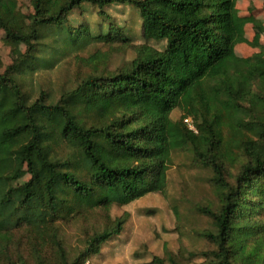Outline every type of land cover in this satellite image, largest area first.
<instances>
[{
    "label": "trees",
    "instance_id": "16d2710c",
    "mask_svg": "<svg viewBox=\"0 0 264 264\" xmlns=\"http://www.w3.org/2000/svg\"><path fill=\"white\" fill-rule=\"evenodd\" d=\"M235 2L35 0L24 28L14 0H0L8 43L26 46L0 73V264H29L30 257L34 264H86L124 232L126 217L112 218L111 208L165 192L172 152L190 144L213 168L220 196L218 209H202L216 229L205 237L217 248L201 264H264V52L237 54L238 43L251 42ZM84 4L133 5L144 38L166 46H138L127 67L88 74L57 102L44 92L31 101L18 74L34 59L42 31L68 29ZM74 32V43L91 35ZM176 109L185 111L180 120L172 118ZM241 154L247 161L231 183L227 168ZM25 168L30 178L21 182ZM96 209L106 212L104 227L76 253L68 249L62 224ZM167 259L154 256L152 264H180L170 252Z\"/></svg>",
    "mask_w": 264,
    "mask_h": 264
},
{
    "label": "rangeland",
    "instance_id": "374dc122",
    "mask_svg": "<svg viewBox=\"0 0 264 264\" xmlns=\"http://www.w3.org/2000/svg\"><path fill=\"white\" fill-rule=\"evenodd\" d=\"M235 3L239 15L248 18L244 24V37L254 44L238 43L237 54L248 57L264 52V1L236 0ZM14 10L23 16L24 23L20 26L27 28L35 13V0H14ZM3 20L7 21L4 17ZM66 26L68 29L45 28L34 59L18 74L31 101L44 92L49 102H57L64 92L76 88L86 75L109 74L127 67L137 57L138 46L147 44L160 50L166 46L165 41L144 38L142 18L133 5L114 4L101 10L84 4L72 11ZM79 28H86L91 35L74 43L71 39L76 36L74 30ZM101 35H110L114 40H100ZM25 51V44L10 45L5 30L0 28V73ZM253 90L259 92L261 85L255 84ZM246 104L249 105V101ZM184 114V110L176 109L172 118L180 120ZM246 161L241 154L235 164L228 166L227 177L231 183H236V176ZM29 178L25 168L20 181ZM219 207L220 196L214 183L213 168L198 159L191 144L176 149L171 154L165 192H152L130 204L114 205L109 211L110 216L126 217L124 232L110 240L100 253L90 256L86 264H152L154 256L168 261V252L180 264H201L217 248L205 237V232H216V229L202 209ZM105 214L96 209L84 217L63 223L61 234L67 248L75 253L82 249L87 234L104 227ZM261 253L264 254V248ZM28 261L34 264L31 257Z\"/></svg>",
    "mask_w": 264,
    "mask_h": 264
},
{
    "label": "built area",
    "instance_id": "2783aa9c",
    "mask_svg": "<svg viewBox=\"0 0 264 264\" xmlns=\"http://www.w3.org/2000/svg\"><path fill=\"white\" fill-rule=\"evenodd\" d=\"M184 122H185L186 126H187L190 130L194 131L195 133L198 132V128H197V126H196V123H195L193 117H191V116H186V117L184 118Z\"/></svg>",
    "mask_w": 264,
    "mask_h": 264
}]
</instances>
